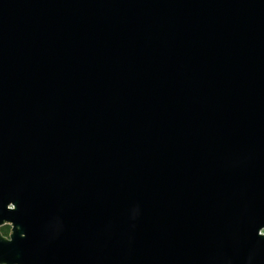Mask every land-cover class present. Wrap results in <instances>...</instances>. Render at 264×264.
I'll return each mask as SVG.
<instances>
[{
	"label": "water",
	"instance_id": "obj_1",
	"mask_svg": "<svg viewBox=\"0 0 264 264\" xmlns=\"http://www.w3.org/2000/svg\"><path fill=\"white\" fill-rule=\"evenodd\" d=\"M0 264H264V0H0Z\"/></svg>",
	"mask_w": 264,
	"mask_h": 264
},
{
	"label": "trees",
	"instance_id": "obj_2",
	"mask_svg": "<svg viewBox=\"0 0 264 264\" xmlns=\"http://www.w3.org/2000/svg\"><path fill=\"white\" fill-rule=\"evenodd\" d=\"M9 230H10L9 226L8 225H4V226L0 227V234L3 237H7L9 232H10Z\"/></svg>",
	"mask_w": 264,
	"mask_h": 264
}]
</instances>
